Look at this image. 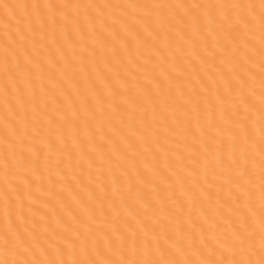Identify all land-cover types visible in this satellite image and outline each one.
<instances>
[{
  "label": "bare ground",
  "instance_id": "1",
  "mask_svg": "<svg viewBox=\"0 0 264 264\" xmlns=\"http://www.w3.org/2000/svg\"><path fill=\"white\" fill-rule=\"evenodd\" d=\"M233 2L259 4L0 0V233L15 221L14 210L7 215L6 193H11L17 212L23 202L29 220L40 221L42 231L51 225L49 233L61 234L57 242L64 251L42 258L69 264L161 259L145 250V233L151 238L155 227L178 234L193 223L217 220L229 227L219 210L228 209L225 201L231 202L239 183L242 194L252 192L250 258L258 261L264 34L258 7L250 27L240 25L237 44L226 32L214 31L225 15L218 5ZM37 3L61 7L38 11ZM194 4L205 7L192 10ZM22 34L34 57L31 73L17 68L15 57L5 64V49L15 48ZM240 58L248 79L244 103L238 102L239 77L232 72ZM229 81L237 87L230 96ZM249 96L255 107L246 111ZM88 229L94 234L89 254L79 248L74 253L71 240ZM121 233L127 239L124 252L119 251ZM63 237L70 239L66 243ZM109 238L115 242L111 251ZM237 258L247 259L249 253Z\"/></svg>",
  "mask_w": 264,
  "mask_h": 264
},
{
  "label": "snow or ice",
  "instance_id": "2",
  "mask_svg": "<svg viewBox=\"0 0 264 264\" xmlns=\"http://www.w3.org/2000/svg\"><path fill=\"white\" fill-rule=\"evenodd\" d=\"M5 7H8L5 5ZM34 7L38 11H43L47 8H60V5L54 4H40L37 3ZM63 7H67L66 5ZM88 7H93L89 5ZM107 7V6H104ZM145 7H148L145 5ZM156 8H173L175 5H163L157 4ZM205 7L203 5L194 4L191 6L192 10ZM215 8L217 5H212ZM224 10L225 15L222 20L218 23V29H214L219 33H227L231 37L232 43L235 45L238 41V35L240 33V25L243 24L244 29H248L252 24V13L255 12L256 8H259V19L262 34H264V0H259V4H243V3H222L218 5ZM237 10L235 17L232 15V11ZM183 19V18H181ZM199 20V16H196ZM47 21H44L46 25ZM105 23H107L105 21ZM171 23V21H170ZM114 27V25H112ZM119 35V31H117ZM126 39V38H125ZM21 49H25L27 52V36L22 34L16 42L15 48L7 46L4 52L5 64L8 65L15 57L17 59V68L25 67L29 73L32 71V65L34 57L31 52H27L26 57L21 56ZM239 47L235 48L233 53V60L237 59L239 55ZM261 73H260V96H259V115L262 122L261 133L262 141H264V46L261 50ZM244 59L240 58L238 63L232 68V72L239 77L238 88H239V103H244L245 91L248 87V79L244 74ZM7 87V86H6ZM237 87H233L231 81H229V96L231 93L236 92ZM114 95L118 92H114ZM227 99V97H225ZM248 103L245 105V110L248 111L252 107L251 97L248 98ZM13 111H15V105H13ZM19 115L18 112L15 113ZM14 124V121H13ZM14 135L19 136V129H13ZM15 140H13V155H15ZM262 157H264V148L261 150ZM7 170L11 171V161H8L5 165ZM262 167H264V159H262ZM264 179V177H262ZM244 185L237 184V188L234 191V195L231 197V202L225 201L229 204L228 209L221 208V220L226 216L229 227H221V221L217 220L211 224H200L196 225L193 223L191 228L180 229L178 234H172L165 230L163 233L157 231L154 227L151 229L152 236L148 238V234L145 233V250L152 255H159L161 259H147V260H135V259H121V260H86L77 259L73 260L71 264H264V183L261 184V204L259 209L260 218V259L258 261L251 259L252 254V236L250 234L251 225L249 223L250 215L252 212L251 204L252 192L246 190L243 194L241 189ZM21 186L18 184L14 189L15 192H20ZM9 199L7 215L11 217L12 212H15V221L10 222L2 233H0V264H69L68 261L56 260L51 257L53 250L63 252L64 249L61 245H58L57 238L60 237V233L53 230L49 233L47 228L41 230V222L32 217L29 220L28 214L24 211V204L21 202L19 210H16V201L11 199L12 194L6 193ZM211 220V217H209ZM147 228V225H144ZM84 236L83 242L80 237ZM94 234L91 229H88L87 233L77 231L75 239L71 240V248L75 253L77 248L84 255L89 254V239ZM67 243L69 237H63ZM121 247L119 251L124 252L127 244V239L124 233L120 236ZM139 230L134 234L132 238L133 252L139 251ZM247 244V247H246ZM99 238H95V246L99 247ZM115 242L109 238L107 241V248L109 251L113 249ZM248 252L249 258L241 259L237 258L239 255ZM126 254V253H125ZM11 257V258H10ZM170 257V258H164ZM179 257H182L179 258ZM195 257V258H194Z\"/></svg>",
  "mask_w": 264,
  "mask_h": 264
}]
</instances>
